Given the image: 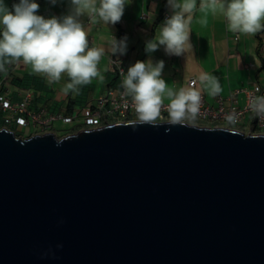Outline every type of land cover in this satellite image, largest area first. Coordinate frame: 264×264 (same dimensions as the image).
Masks as SVG:
<instances>
[{
    "label": "water",
    "instance_id": "95a60500",
    "mask_svg": "<svg viewBox=\"0 0 264 264\" xmlns=\"http://www.w3.org/2000/svg\"><path fill=\"white\" fill-rule=\"evenodd\" d=\"M185 123L0 129V264H264V133Z\"/></svg>",
    "mask_w": 264,
    "mask_h": 264
},
{
    "label": "clouds",
    "instance_id": "9594fccd",
    "mask_svg": "<svg viewBox=\"0 0 264 264\" xmlns=\"http://www.w3.org/2000/svg\"><path fill=\"white\" fill-rule=\"evenodd\" d=\"M56 2L57 0H51L53 4ZM127 2L128 0H70L71 11L68 15L46 19L37 14L40 5L36 0H18L11 10L4 0H0V71L5 70V63L22 61L25 65H30L34 73L45 76L50 84L59 83L66 75L70 82L64 86L63 91L78 92L80 86L100 77L97 65L104 55V49L89 47L84 26L79 18L88 15L90 19L95 17L105 25H114L121 21ZM168 6L172 9V14L167 12L170 16L166 19L167 13L164 14L165 22L159 29V35L146 44L145 50L152 53L163 46L166 54L180 56L191 46L189 22L196 9V0H168ZM200 9L219 12L226 21L228 31L232 33L255 36L264 31V0H200ZM126 48V38L119 42L115 38L111 39L109 50L113 55L124 54ZM164 67L163 60L153 63L149 59L147 62L137 61L128 68L126 74L123 72L124 91L131 97L138 117L131 121L138 120L139 125H156L163 100L167 97L170 101L167 107L171 125L189 126L185 123L187 121L192 125L196 124L194 122L200 108V92L196 89H169L162 77ZM199 81L212 96L222 91L215 76L202 74ZM253 107L258 113H264V97L258 98ZM67 125L66 131L61 134L62 137H59L55 130L38 131L37 134L51 133L57 138H63L83 130L97 129L84 127L71 131L72 124ZM229 125L245 134L264 133H250ZM14 126L18 127H10ZM58 223L63 224L65 221L61 219ZM63 247V244H57L55 248L49 246L40 254L41 259H57V250Z\"/></svg>",
    "mask_w": 264,
    "mask_h": 264
},
{
    "label": "crops",
    "instance_id": "0c3cea01",
    "mask_svg": "<svg viewBox=\"0 0 264 264\" xmlns=\"http://www.w3.org/2000/svg\"><path fill=\"white\" fill-rule=\"evenodd\" d=\"M36 2L40 5L37 14L46 19L53 16L60 18L71 11L70 0H57L55 4L51 0ZM4 3L11 10L18 0H4ZM167 12L172 14L168 0H128L121 21L114 25H105L95 17L90 19L88 15H82L79 19L84 26L89 47L104 49V55L97 65L100 77L80 86L78 92L65 93L63 88L70 82L66 75L59 83L50 84L45 76L34 73L31 66L22 61L5 63V70L0 71V93L18 102L27 92H31L33 99L29 107L32 109H46L48 113L66 115L77 111L82 114L84 109L95 107L99 97L107 90L120 92L124 89V76L113 66V56L121 59L125 74L137 61L147 62L151 59L155 63L163 60L165 67L162 77L169 89H196L212 105H216L217 95H210L200 83L199 76L202 74L218 78L222 89L220 95L223 97L243 86L264 84V31L255 36L232 33L228 31L226 21L219 12L200 9V0H196V9L189 22L191 46L186 53L168 55L163 46L155 52H146V44L159 35ZM112 38L118 42L126 38L124 54L113 55L110 52ZM193 78L197 79V84L191 87L189 81ZM163 102L170 101L165 97ZM3 115L4 112H0V120ZM59 123L68 127L62 121Z\"/></svg>",
    "mask_w": 264,
    "mask_h": 264
},
{
    "label": "built area",
    "instance_id": "2783aa9c",
    "mask_svg": "<svg viewBox=\"0 0 264 264\" xmlns=\"http://www.w3.org/2000/svg\"><path fill=\"white\" fill-rule=\"evenodd\" d=\"M170 16L165 15V19ZM113 66L119 73H123V66L119 57L113 56ZM197 79L189 81V86L194 87ZM200 108L197 119L208 123V126H218L226 122L234 126L243 125L242 128L250 133L264 131V113H258L254 110V104L258 98L264 97V84H256L252 87H241L229 96H216V105L208 103L204 94L200 93ZM33 99L31 92H27L24 97L13 102L5 93H0V112H4L2 122L5 125H17L20 128L32 126L39 132L57 130L54 128L56 123L72 124L71 131L84 127L101 128L104 125L118 121H131L138 118L135 108L131 102V97L125 94L124 89L115 92L113 89L107 90L105 94L99 97L95 107L84 109L82 114L75 112L73 115H64L63 113H48L46 109H32L29 107ZM163 102L161 114L158 122L170 121L168 116V104ZM78 119H80L78 121ZM252 124V127L248 128Z\"/></svg>",
    "mask_w": 264,
    "mask_h": 264
},
{
    "label": "rangeland",
    "instance_id": "374dc122",
    "mask_svg": "<svg viewBox=\"0 0 264 264\" xmlns=\"http://www.w3.org/2000/svg\"><path fill=\"white\" fill-rule=\"evenodd\" d=\"M80 119H78V121H79ZM187 122H189V121H187ZM195 123L197 124V123H200V125H207L208 123H206V122H203V121H200V120H198L197 118L195 119ZM224 124H226V126L225 127H229L228 125H229V123L228 122H226V123H224ZM243 125H247L245 122H242V125H237V126H234L235 128L236 127H242ZM216 126V125H215ZM0 127L1 128H3V127H6V128H11V130H13L15 133H16V135L17 136H19V137H21V136H25L24 138H29V137H31V136H28V135H30V134H37V133H39L38 131H36V129L34 128V127H32V126H29V127H27L25 130H21L20 129V127H16V126H14V127H10V126H8V125H5V124H3V122H1L0 121ZM54 128L57 130V132H58V136L59 137H62L61 136V134H62V132L64 131H66V129H64V128H66V126L65 125H62L61 123H56L55 125H54ZM69 134V133H68Z\"/></svg>",
    "mask_w": 264,
    "mask_h": 264
},
{
    "label": "flooded vegetation",
    "instance_id": "af4514ba",
    "mask_svg": "<svg viewBox=\"0 0 264 264\" xmlns=\"http://www.w3.org/2000/svg\"><path fill=\"white\" fill-rule=\"evenodd\" d=\"M2 122V120H0Z\"/></svg>",
    "mask_w": 264,
    "mask_h": 264
},
{
    "label": "trees",
    "instance_id": "16d2710c",
    "mask_svg": "<svg viewBox=\"0 0 264 264\" xmlns=\"http://www.w3.org/2000/svg\"><path fill=\"white\" fill-rule=\"evenodd\" d=\"M195 123V122H194ZM1 129V128H0ZM69 133V132H68Z\"/></svg>",
    "mask_w": 264,
    "mask_h": 264
}]
</instances>
